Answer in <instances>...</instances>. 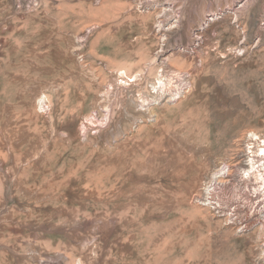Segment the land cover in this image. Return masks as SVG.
Returning a JSON list of instances; mask_svg holds the SVG:
<instances>
[{
    "label": "rangeland",
    "instance_id": "374dc122",
    "mask_svg": "<svg viewBox=\"0 0 264 264\" xmlns=\"http://www.w3.org/2000/svg\"><path fill=\"white\" fill-rule=\"evenodd\" d=\"M250 131L264 0H0V264H264L194 201Z\"/></svg>",
    "mask_w": 264,
    "mask_h": 264
},
{
    "label": "built area",
    "instance_id": "2783aa9c",
    "mask_svg": "<svg viewBox=\"0 0 264 264\" xmlns=\"http://www.w3.org/2000/svg\"><path fill=\"white\" fill-rule=\"evenodd\" d=\"M245 168L246 164L224 162L194 196L197 205L210 209L243 235L264 231V179L257 181ZM261 171L264 174V167Z\"/></svg>",
    "mask_w": 264,
    "mask_h": 264
},
{
    "label": "bare ground",
    "instance_id": "6f19581e",
    "mask_svg": "<svg viewBox=\"0 0 264 264\" xmlns=\"http://www.w3.org/2000/svg\"><path fill=\"white\" fill-rule=\"evenodd\" d=\"M161 14L163 15L162 17L164 18V20L163 21H160L158 23V27L160 29H163L164 26H166V25L169 24L170 20L168 18V15L169 14L166 12V9H163L162 12H161ZM214 16H218V14H216ZM182 20H183L182 17H180L175 22L176 23H180ZM216 20H218V18L213 19L211 21L214 22ZM173 26H174V24H171L170 28H168V29L169 30L172 29ZM188 27H191V26H188ZM186 35L190 38L189 40H190V42H192V44H193L192 46H195V44L197 42H199V40H200V38L193 37V35H195V33H193V32L192 33L186 32ZM197 35H199V34L197 33ZM159 64L163 68V75H162L161 78L157 79L158 83L156 82V84L154 86L155 89H157L159 87V85H162L159 88H162V87L164 88L166 85H168V79H169L168 78V75L172 71H176V68L168 60H166V59H162V61L159 62ZM119 74L123 78L124 77H128V74L126 72H124V71L123 72L122 71L119 72ZM136 78L138 79L139 76H136ZM136 81H138V80H136ZM160 94H161V92L159 94L157 93L158 96ZM159 99H160V97H159ZM156 100H157V98H156ZM247 138L249 139V142H248V149H247V161H246L245 171H248V173H254V176H255V178H256L257 181L263 180L264 179V174L261 171V168L264 167V133L262 135H260V133H258L256 131H250L249 132V135L247 136ZM213 175L215 176L216 173H214Z\"/></svg>",
    "mask_w": 264,
    "mask_h": 264
}]
</instances>
